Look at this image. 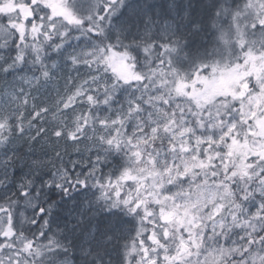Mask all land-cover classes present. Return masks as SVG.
I'll return each mask as SVG.
<instances>
[{
	"label": "snow or ice",
	"instance_id": "6c2138e0",
	"mask_svg": "<svg viewBox=\"0 0 264 264\" xmlns=\"http://www.w3.org/2000/svg\"><path fill=\"white\" fill-rule=\"evenodd\" d=\"M121 3L0 0V73L14 81L0 103V145L31 130L21 111L30 92L15 84L51 81L55 54L87 70L78 84L66 81L74 90L57 93L53 113L54 121L60 117L57 138L91 140L97 149L76 183L93 180L111 207L137 220L122 264H264V0H223L213 53L187 69L174 57L175 43L139 42L134 53L119 38L111 42L106 25ZM25 70L33 75L17 76ZM48 112L41 108L33 118ZM113 153L122 158L119 174L97 177ZM10 160L0 161V187ZM57 180L69 182L67 170L47 184L64 187ZM34 184L26 179L18 198L0 202V264H47L58 247L48 238L33 248L24 234L25 210L38 207Z\"/></svg>",
	"mask_w": 264,
	"mask_h": 264
},
{
	"label": "trees",
	"instance_id": "16d2710c",
	"mask_svg": "<svg viewBox=\"0 0 264 264\" xmlns=\"http://www.w3.org/2000/svg\"><path fill=\"white\" fill-rule=\"evenodd\" d=\"M190 6L191 10L189 12L193 15L191 14L190 16L191 22L189 20V25L195 26L196 28L188 29L184 33L185 36H182L181 42L185 44L188 43L193 48L192 50L190 49L189 53L190 62H192L199 58H204L203 54L199 57L196 56L197 52H202L203 50L201 47V38H209L208 41L211 40V37L215 36V30L212 34H209L212 31H209L210 29L206 26L207 22L205 18H207L211 10L206 0H198L196 4H194L191 0ZM197 6H206V10L204 9L202 11L201 8ZM204 19L205 22H202ZM52 61H57L58 67L51 72L52 79L48 83L45 84L41 82V86H39V88H29L27 85H21L19 83L15 84L16 88L24 87L25 91L30 92L29 103L27 106L22 108L21 111L24 113L25 128L28 129L29 121H31V130L26 131L23 136H14L12 143L8 145H0V161L8 160V157H11V160L7 164L6 180L8 186L5 189L0 188V202H3V198L5 196L12 195L13 193L16 194L13 198H18V185L23 183L26 179L35 180V184L32 187V194L36 193L40 186H43L39 191L38 207L35 210H25L26 219L23 224L24 234L28 237V239L33 241V248H35L37 243L47 244L48 238L53 239L52 235L45 232L44 236H41L42 238L36 241L38 233L44 229L45 221L47 219L54 218L56 213H61L56 206L58 205L64 208L63 204H52V197H63L67 194L78 191L94 192V199L96 200V203L93 204L91 208L83 209L82 212H79L78 210L75 212L68 211V208H65L66 214L63 216L67 215V217L60 221V226H71V224H75L81 228L83 226L84 233H92L94 237L99 236L102 241H107L121 247V253L116 258L108 256L107 260L106 258H102L99 262H101V264H122L124 243L126 242L129 234H135L134 229L137 224L136 218L128 214L126 209L122 207H111L110 203L104 198V190L101 189L99 185H96L93 180H88V182L84 185L76 183L77 176H79L80 179H84L91 169V163L95 161L97 149L93 145L92 141L81 138L79 143H74L66 136L62 135L57 138L54 135V132L59 127L57 121L60 119L58 114L57 120H53L55 102L59 98L57 93L63 96L65 95L66 90H74L72 89V85L67 84L66 81L72 79L78 84L80 80L87 77V70L83 67L73 69L71 65H65L63 60L58 58L55 54L52 55L51 60L48 61V63H51ZM35 74L39 76V72H36ZM21 75L30 78L33 75V72L25 70L24 72L17 74V76ZM13 82L12 75L5 76L3 73H0V103H3L6 99L4 96L5 89L8 88L10 90V85ZM68 94H70V91ZM33 105H35V109H33ZM81 107L83 106L76 107V112H80ZM41 108H48L49 112L44 114L42 117L33 118L34 111H39ZM84 110H86V108H84ZM41 128L45 129V131L37 136V131ZM129 131H131V128H129ZM89 135H91V132H89ZM31 137L36 138L31 139ZM57 153H59V156H57ZM121 164V156L113 153L109 155L104 163L97 166L98 171L96 176H99V172L110 174L107 169L111 165H114L116 168L114 171L116 172V175H118L119 172H117V170ZM58 169L67 170L68 176L72 180L68 184V188H71L70 191L57 190L52 186L45 187V182L50 178H53L52 174L57 173ZM112 179L114 181L115 176H113ZM102 183L107 184V179L103 180ZM124 183L126 185L131 184L130 181H125ZM111 195L114 196L115 194L112 193ZM121 195L123 196V192ZM40 208L45 209V211L40 213ZM94 209L102 211L100 220ZM73 215L76 217H73ZM32 219L37 221L34 225L29 222ZM77 219H80L81 222H78ZM115 223L119 224V226L114 227L113 225ZM69 229L71 228H61V232L58 234L59 245H61V243L64 245L67 244V242H65L68 241L66 233H68ZM96 233H98V235H96ZM56 237L57 236L54 238L57 243ZM95 240L99 242V244L102 242L97 238ZM0 241L3 242L2 238H0ZM87 245L85 244L83 246V250H86ZM60 248H62V246L54 248L47 254V264L57 263V258H60L63 254V251Z\"/></svg>",
	"mask_w": 264,
	"mask_h": 264
},
{
	"label": "rangeland",
	"instance_id": "374dc122",
	"mask_svg": "<svg viewBox=\"0 0 264 264\" xmlns=\"http://www.w3.org/2000/svg\"><path fill=\"white\" fill-rule=\"evenodd\" d=\"M164 1V3H161L162 0H122V3L116 8L114 13L112 14L110 18V23L106 25V34L113 43L116 42L117 38H119L124 44L129 45L130 49L134 53L138 50L139 42L154 41L157 44H164L169 42L175 43L178 51L176 54H174V57L177 60L179 66L183 67L184 69H187L191 63L189 55L190 49L192 50L193 48L188 43H182L181 39L182 36H185L184 33L188 29L196 28L195 26L189 25V20L191 22L190 16L192 14L189 12L191 10V0H172L171 2H169L168 0ZM197 1L198 0H192L194 4H196ZM206 1L208 2V5L211 9L207 18H205L207 22L206 26L210 29L209 31H212L209 34H212L215 30V36L211 37V40L209 41V38H201V47L203 50L202 52L200 51L196 53L197 57L201 56L202 54L204 57H208L213 53V50L217 45L216 38L218 36V27L221 23H223L222 18L217 17V11L222 6L223 2L220 0L218 1V3L215 0ZM90 2L91 0H84L85 4ZM237 2L243 3L244 0H237ZM197 7L201 8V10L203 11L206 6ZM101 14L103 15L104 13ZM205 19L202 20V22H205ZM160 51H163V49H160ZM115 169L116 168L114 167V165H111L107 170L110 173H115ZM103 174L104 173L99 172L98 177ZM71 181L72 180H69V182H65L64 180H57V183L63 184L64 187H56L55 184L48 185L46 181L45 187L52 186L57 190L64 191V189H67V191H70L71 188H68V184ZM42 187L43 186H40L38 190L40 191ZM36 193H33V195L35 196ZM94 196V192L87 191H78V193L68 194L65 197L64 203H62L64 208L58 205L56 206V208L60 210L61 213H56L54 216L64 215V213H66L65 208H68V211L74 212L76 210L82 212L83 209L91 208L93 204L96 203ZM51 219L52 218L47 219L45 221L44 229L38 233L36 241L42 238L40 235L41 232H47L50 227L49 225L51 223ZM77 220L78 222H81L80 219ZM83 229L84 227L82 226V234L84 233ZM58 231L59 232L53 233L49 230L48 233L49 235L53 236L54 240V237L57 236V244L60 247L63 246V244L61 243V245H59L60 243L58 239V234L61 232V230L59 229ZM89 234L91 236L88 238H97L102 241L99 236L94 237L92 233ZM0 243L2 242L0 241Z\"/></svg>",
	"mask_w": 264,
	"mask_h": 264
},
{
	"label": "bare ground",
	"instance_id": "6f19581e",
	"mask_svg": "<svg viewBox=\"0 0 264 264\" xmlns=\"http://www.w3.org/2000/svg\"><path fill=\"white\" fill-rule=\"evenodd\" d=\"M168 1L171 2L172 0H168ZM164 2L165 1L162 0L161 3H164ZM3 172H4V168L2 165H0V179H4ZM55 174L56 173H53L52 177H54ZM69 180H71L70 177H69ZM7 186H8V183H7V180H5L4 186L0 188L5 189ZM75 193H78V192H75ZM65 197L66 196H63V197L54 196L52 197L51 202L52 204L55 203V204L62 205V203H64L65 201ZM94 211L100 220L102 216V211L98 209H94ZM66 217L67 215L66 216L58 215L52 218L51 223L49 225L50 227L47 230V232L50 230L53 233H56V232H59L58 230L59 229L61 230V228H67V227L71 228L68 230V233H66L68 237V242L65 245L63 244L62 248H60L63 251V254L60 258H57L56 264H101V262L99 261L102 258L104 259L106 258V260L108 256H112V258H116L121 253L120 251L121 247L111 244L110 242H107V241H102L100 242L102 244H99V242H97L95 239L88 238L91 236L90 234H87V233L82 234V228L76 226L75 224H71V226H60L61 224L60 221ZM113 226L117 227L119 226V224L115 223ZM96 235H98V233H96ZM85 244L86 245L90 244V245H87L86 250H83L84 248L83 246Z\"/></svg>",
	"mask_w": 264,
	"mask_h": 264
},
{
	"label": "flooded vegetation",
	"instance_id": "af4514ba",
	"mask_svg": "<svg viewBox=\"0 0 264 264\" xmlns=\"http://www.w3.org/2000/svg\"><path fill=\"white\" fill-rule=\"evenodd\" d=\"M0 22H6V20H1Z\"/></svg>",
	"mask_w": 264,
	"mask_h": 264
}]
</instances>
